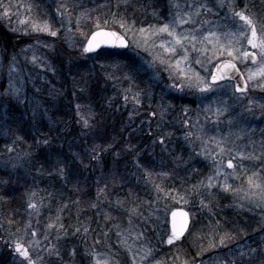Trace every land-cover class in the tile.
I'll list each match as a JSON object with an SVG mask.
<instances>
[{
    "label": "rangeland",
    "instance_id": "obj_1",
    "mask_svg": "<svg viewBox=\"0 0 264 264\" xmlns=\"http://www.w3.org/2000/svg\"><path fill=\"white\" fill-rule=\"evenodd\" d=\"M253 1L225 0L223 8L218 7L219 0H180V3L208 2L213 7V14L207 18L217 24L227 25V30L237 33L243 22L239 21L238 18L225 19V17L231 16L228 5L232 4L237 11L244 10L246 7V14L257 21L259 37L261 27L264 26V3L263 1L259 3ZM79 6L80 4L76 0H0V30L6 34L5 40L0 35V85L5 83L8 69L13 66L12 61L15 60L18 67L13 66L14 73H19L20 79L16 80L14 75L13 80L17 87L24 89L28 98L27 103L21 104L27 118L30 117L35 121L42 119L50 121L51 114L48 111L46 115L35 119L31 114L32 101L45 105V100L39 93L41 91L39 84L44 82L47 85L50 84V78L56 76L59 68H69L65 62L68 58L71 59L76 55L82 60L85 57L83 56L85 52L82 49L91 33L97 29L94 26V29L88 34L82 30V17L84 16L82 15L83 12L78 9ZM58 8L60 11H57ZM61 12L64 13L63 23H61ZM168 20H160L150 25H162ZM45 21L50 23L53 30L58 31L57 36L53 37L47 33L33 31L34 24L42 25ZM124 23L125 28H121L119 23V30L111 27H101V29L116 30L121 34L126 33L125 38L130 43V49L126 53L137 63L139 74L144 75L146 84L140 90L126 88L123 92V98L125 95L129 97L127 101L124 99L128 105L123 104L124 106L120 109L127 111L129 119L134 121L129 123L130 128L134 129L133 133L142 135L145 132H141L140 128L142 127H145L149 133L151 127L149 134L153 138V151L150 149L146 156L148 154L154 155V148L159 146L156 139L161 134L170 133L169 140L172 138L181 139L184 143L185 152L183 158L181 157L182 160L176 163L184 171H186V167L193 164H199L204 171L206 170L202 179L195 185L199 187L193 186L192 191L194 193H187L191 189L184 190V187L181 189L180 187H168L164 184L162 179L165 177L162 170L158 169L156 173L154 170L142 171L141 173L145 177L143 181L148 190L146 196L143 195L142 200L128 210L126 217H121V221H118L116 216H111L107 222H100L101 215H98L96 211L95 224L92 226L88 222L91 230L86 236L83 232L79 233L80 237L72 236L74 226L72 219H68L67 213L70 211V207L63 210L61 208L52 209L53 204L46 199L47 195H37V197L33 193L27 195L28 199L25 206L30 220L22 227L19 225L7 226L1 222L3 218L0 198V240L3 239L4 246L0 249V263L3 260L5 264H20L21 258L12 248L14 241H20L28 246L30 254L37 259V264H64L63 249L67 245H75L74 249L81 251V257L85 264H97V261L99 264H105V262L107 264H218L219 261H224L225 264H233V261L235 264H241V251L248 252L249 248H259L264 244V209L256 207V201L261 194H264V164L259 161H245L243 170H238L235 176L228 177V183L232 185V190L228 192L222 189L224 177L218 178L219 183L216 188L206 189L202 187V184L206 182L207 177L215 174V165L211 157L215 155L216 149L213 143H209L204 146L209 149V152L198 155L197 153L202 151V147L201 141L196 139L198 132L196 121L199 120L200 126L206 131H211L214 126L205 120V109L210 105L215 107L218 100L222 98L227 102L228 109L220 116V123L215 126V132L211 134L216 135L217 138H226L229 146L237 149H243L246 146L249 152L255 149V152L259 154L262 150L261 145L264 144V88H253L252 85L261 82L264 77L257 76L255 81H249L248 91L243 94L235 93L232 95L234 83L229 81L223 83L227 87L218 94H202L195 87H185L183 91L174 89L170 85L178 83V81L170 79V75H175L176 72L174 69L170 71L165 64L160 63V58L167 59V56L158 46L161 40L170 38L166 34L149 36L147 43H145L138 29L148 28L149 25H137L135 22L134 24ZM190 27V25H185L184 29ZM206 27L210 26L206 25ZM127 29L131 30L127 31ZM219 31L223 32L225 29L221 28ZM226 40L227 37L221 35L220 42L226 43ZM208 47L211 48V45ZM239 47L241 51H257L251 49L247 44V37L241 40ZM208 55H211V52ZM34 56L36 57L35 63L33 62ZM196 56L197 53H191L192 69L205 77L214 71V64L232 59L225 54L220 57V61L213 60L212 63L200 65L194 63ZM56 60H59L60 64ZM118 60L117 67L115 66L117 70L121 69V64L128 59L124 57ZM92 62L94 63L90 65L91 69H98L95 65L96 61ZM233 62L242 70L245 79H247L249 72H256L260 64V60L255 64L243 60ZM107 69L105 68V70ZM96 71L98 72V70ZM84 77L86 78V76ZM106 78L109 80L110 75L107 74ZM119 78H121L120 75L117 79ZM135 94H139L141 101L139 105L132 99ZM236 97H241V99L238 100ZM160 105L167 109L164 119L161 120L159 115L156 117L149 116L152 111L159 112ZM246 105L250 106L252 111H247ZM9 106L7 104L0 106V167L10 173V180H14L20 172H24L26 177H30L24 167L32 146H22L21 142L18 143L19 138L17 140L16 136L12 135L13 132L6 127V121L10 114ZM185 110H187L188 118L192 122L190 126H185L183 123ZM84 117L89 119L90 124L93 123L92 116ZM79 120L82 123L81 117ZM149 120L151 125L146 122ZM168 121H173L170 129L166 128ZM189 130L193 136L186 139ZM11 137L16 140L15 143L9 141ZM127 143L130 144V141L122 142L123 152L139 162L147 148L144 147L139 153H135ZM9 148L14 150L9 152ZM17 157H23V159L17 160ZM227 158V153L222 154L221 162L224 165L222 171L231 173L233 170L226 167ZM5 161H10L7 167H5ZM12 164H18V166L13 168ZM253 171L258 172V175L253 177V181L254 183L259 182L261 188L250 187L248 184V177L253 175ZM236 188H242L243 191L234 196L233 192ZM209 192L212 195H209ZM244 193H248L249 199L242 200L239 198ZM213 195L230 198V211L234 215L233 219H226L218 215L217 210L214 212L211 210ZM201 200H203V206ZM29 201L38 205V213L28 207ZM115 204L113 209L116 212L117 205L123 207L120 203L115 202ZM238 205H243V207ZM133 209L136 210L134 213L132 212ZM175 209H185L191 215V227L184 243L187 242L188 245H192L196 250L195 253H188L184 243L181 244L179 241H175L171 245L167 243V239L171 235L169 215ZM58 214L64 228L62 230L58 228L49 229L47 225L56 222ZM130 216L132 220L131 232L128 231ZM29 224H31L30 228L28 227ZM250 225L254 229L249 232L248 227ZM260 228L262 229L261 233L257 230ZM33 231L36 232L35 237L31 235ZM118 231L123 233V236L118 235ZM103 232H107L108 235L104 236ZM139 232H143V236L138 239L137 234ZM45 235L48 236L47 240L44 239ZM58 235L60 239H57ZM124 236L127 237L126 243L123 239ZM221 237L225 238L226 246L219 244ZM97 239L102 242L95 244ZM52 245H56L59 258L49 253L48 249ZM162 249H172L178 256H174L173 261L167 262L165 258L161 257ZM258 255L259 253H257Z\"/></svg>",
    "mask_w": 264,
    "mask_h": 264
},
{
    "label": "trees",
    "instance_id": "obj_2",
    "mask_svg": "<svg viewBox=\"0 0 264 264\" xmlns=\"http://www.w3.org/2000/svg\"><path fill=\"white\" fill-rule=\"evenodd\" d=\"M76 1L80 4L78 9L83 12L82 30H85L86 34L91 32L97 23L101 27L119 30L121 20L128 24L135 22L137 25L147 26L160 20L166 21L170 17L171 0ZM255 1L264 3V0L253 2ZM0 35L5 40L4 31L0 30ZM7 43L9 44L8 40ZM83 56L85 57L82 60L76 55L68 58L65 62L69 68H59L56 76L50 78V84H39V93L45 100V105L42 106L51 114L50 121H35L26 117L21 105L9 106L10 114L6 127L13 132L12 135L14 134L17 140L19 138L18 143L21 142L22 146H32V149L24 167L30 177L20 172L16 179L10 180V173L0 167V179L6 181L0 183L3 218L1 222L7 226L22 227L29 222L25 202L30 193L36 197L47 195L46 199L53 204L52 209H59L62 204H68V219H72L73 226L82 222H90L93 226L97 210L88 205L97 201L98 188H104V192L99 194L100 211L107 212L110 217L116 216L117 220L121 221V217H126L128 210L148 193L142 171L154 170L156 173L158 169L162 170L164 184L181 189L184 187V190L191 189L187 193H194L193 186L199 183L206 171L199 164L186 167V171L178 167L176 162L182 160L185 152L184 143L178 138L166 140L167 151L158 144L159 146L154 148V155L146 156L150 149L153 151V138L145 127L140 128L141 132L145 131L142 135L133 133L134 129L130 128L129 123L134 121L129 119L127 111L120 109L123 104H127L123 98L126 88L140 90L146 84L144 75L139 74L137 63L128 53L103 50L95 56H88L86 53ZM124 57L128 60L117 70L118 59ZM94 60L98 69L92 70L90 65ZM107 74L110 75L109 80L106 78ZM119 75L121 78L117 79ZM81 88L84 91H81ZM77 104L81 105L79 112ZM89 113H92L94 126L86 129L80 123L79 117L89 116ZM172 125L173 121H168L166 128L170 129ZM45 139L48 140L47 144L42 143ZM9 141L15 143L16 140L11 137ZM124 141H130V144H127L132 146L131 149L135 153H139L144 147L147 148L139 162L123 152ZM93 148L101 153L99 160L92 159ZM58 166L64 167L63 177L56 172ZM77 200L80 201L79 204L73 203ZM212 200L213 203L209 201L213 212L217 210V214L226 219L234 218L230 211L229 197L213 195ZM118 201L123 207L117 205L116 212L113 207ZM231 219L229 221L233 222ZM99 220L107 222L102 214ZM253 229L251 225L248 227L249 232ZM257 230L261 233L262 229ZM72 232L73 237H80L74 228ZM187 238L179 242L183 244ZM184 245L188 253H195L192 245L187 242ZM74 246L67 245L63 249L64 264H85L81 251L75 249V255H72ZM3 247L1 238L0 249ZM174 256L178 255H175L172 249H162L161 257L165 258V261H173ZM0 264L5 263L1 260Z\"/></svg>",
    "mask_w": 264,
    "mask_h": 264
},
{
    "label": "snow or ice",
    "instance_id": "obj_3",
    "mask_svg": "<svg viewBox=\"0 0 264 264\" xmlns=\"http://www.w3.org/2000/svg\"><path fill=\"white\" fill-rule=\"evenodd\" d=\"M225 6V0H219L218 7L223 8ZM64 7V6H61ZM228 8L231 12L230 17H225L226 20H230L233 18H238L239 21L243 23L240 25L239 32H234L231 30H227V25L217 24L215 21L208 19L207 17L213 14V7L210 6L208 2L201 3H180V0H171L170 3V19L167 22H164L162 25H149L148 28H140L138 29L141 37L144 38V42L147 43L149 36H161L166 34V36L170 39L161 40L158 44L159 48L163 50V53L167 56V59L160 58V63L165 64V66L171 71L175 70V75H170V79L174 81H178V83H173L170 86L174 89H178L183 91L185 87L192 88L195 87L202 94H218L220 93L227 85L223 84V81H235L236 77L244 78V73L240 71L237 67V64L233 61L243 60L247 61L251 59L252 63H257V57H259L260 64L259 68L256 72H249L247 79L244 80L243 85L240 83H234L232 85L234 91L232 95L235 93H246L249 88V81H255L257 76L264 77V26L261 27V35L258 37L257 31V21L253 19L252 16L246 14V7L244 10H235L232 4L228 5ZM57 11H60L58 8ZM61 23H63L64 13L61 12ZM7 15V12H5ZM83 15V14H82ZM23 23V21H21ZM107 23V21L105 22ZM79 24V21H77ZM134 24V22H133ZM185 25H190L191 27L188 29H184ZM199 25V27H196ZM209 25L210 27H206ZM97 31L91 34L90 39L87 40V45L82 49L83 52L86 53H94L102 46L109 47H120L126 48L128 47V42L125 40V34L118 33L116 31H105L101 30V25L97 23L95 25ZM120 27L125 28V23L123 20L120 22ZM221 28L225 29V31H219ZM179 29V31H178ZM215 29V30H214ZM131 29H127L130 31ZM33 31L47 33L50 36H57L58 31L53 30L50 23L45 21L42 25H33ZM70 31V30H69ZM221 35L227 37L226 43L220 42ZM247 37V44L251 47V49H256L257 51H248L243 50L239 47L240 42L243 38ZM215 38V39H213ZM211 45V48L208 47ZM179 49V51H178ZM211 52V55L208 53ZM191 53H197V56L194 60L195 64L203 65L204 63H212L213 60L220 61V57L223 55H227L231 57V60L228 61H220L213 65L214 72H210L208 76H201L199 72H195L192 69V61L190 60ZM178 57V58H177ZM203 57V58H201ZM36 57H33V62L35 63ZM12 65L14 67H18L15 60L12 61ZM10 66L8 72L6 74V80L3 85H0V106L3 105H21L28 102V98L24 93V89L22 87H17L16 83L13 80V76L15 75L16 80L20 79L19 73H14V67ZM191 73V75H189ZM253 88H264V80L259 83H253ZM84 91L83 88L80 89ZM37 91H39L37 89ZM124 99L127 101L129 97L125 95ZM132 99L135 100L136 104L139 105L141 103L139 99V94H135ZM236 99H241V97H236ZM32 109L31 114L35 119L40 116H44L47 114V109L43 108L39 103L32 101ZM151 107V105H149ZM247 111H252V108L248 105L245 106ZM77 111H80L81 105H76ZM228 106L227 102L220 98L215 107L211 105L205 109L206 115L205 120L210 122L214 127L211 131H206L202 126H200L199 120L196 121V126L198 128V132L196 134V139L201 141L202 151L197 153L198 155H204L209 152V149L204 147L209 143H213L215 145L216 153L211 158L215 165V174L207 177L206 182L202 184V187L206 189H213L217 187L219 183L218 178L224 177L222 189L225 192L232 190V185L228 183L229 176H235L238 170H243L245 161H259L264 164V144L261 145V152L257 154L255 149L252 152L247 150V147L243 149H237L233 146H229L226 138H217L216 135L211 134L215 132V126L220 123V116H222L225 112H227ZM167 113V109L160 105V111H152L149 113V116L156 117L159 115L160 119L163 120ZM211 113V115H208ZM92 116V113L88 114ZM185 120L183 123L185 126H190L191 121L188 118L187 110L184 111ZM81 120L84 128H90L94 125L90 124L89 119L85 118L81 115ZM151 125V121H146ZM159 127V125H158ZM149 133H151V127L149 128ZM170 133L161 134L157 137L156 142L162 146L163 150L167 151L168 145L166 144V140L170 137ZM193 136V133L189 130L186 134V139H190ZM42 143L47 144L48 140L45 139ZM99 146H97L98 148ZM111 147V145H108ZM131 148L132 146L129 145ZM14 149L9 148L8 151L12 152ZM107 149H105L106 151ZM92 159L99 160L101 153L93 148L91 150ZM228 154V158L226 159V167L228 169H232L231 173H227L222 171V154ZM234 153V154H233ZM17 160L23 159V157H17ZM10 163V161H5V167ZM18 164H12V167H17ZM57 174L61 177L64 175V167L58 166L56 169ZM52 174V173H49ZM258 172L253 171V175L248 177V184L250 187L261 188V184L259 182L253 181V177L257 176ZM3 179H0V183H5ZM107 187V185H105ZM194 187H199L195 186ZM242 188H236L233 192V195L236 196L238 193L242 192ZM104 192V188H98V197L96 202L90 203L88 206L92 209L97 210L98 215H103L105 219H110V215L107 213H101L100 211V202H99V194ZM34 195V194H33ZM209 195H212L209 192ZM242 200L249 199L248 193H244L243 196L239 197ZM73 203L79 204L80 201H73ZM119 204V201L117 202ZM201 205L203 206V200H201ZM239 207H243V205H238ZM28 207L30 209L35 210L37 213L39 212L38 205L36 203H32L29 201ZM256 207L264 209V194H261L258 200L256 201ZM68 208V204H62L61 210ZM136 210L133 209L134 213ZM189 225V213L187 211H172L171 212V235L167 239V243L169 245L173 244L176 240L181 239ZM132 220L131 216L129 217V229L128 231H132ZM31 227V224L28 225ZM49 229L58 228L63 229L64 224L61 222V217L58 214L56 217V222L49 223L47 225ZM118 227V226H114ZM90 226L88 223H78L74 226V231L76 233H81L86 236L90 231ZM118 235L123 236V233L117 232ZM33 237L36 236V232L33 231L31 233ZM104 236H107V232H103ZM227 235V234H226ZM143 236V232H139L137 234V238ZM45 240L48 239V236L45 235ZM57 239H60V236H57ZM124 242H127V237H123ZM102 241L97 239L95 244H99ZM219 244L222 246L225 245V238L221 237ZM13 251L18 254L20 259V264H37V259L33 258L30 254L29 247L20 241H14L12 243ZM49 253L55 255L59 258V251L56 248V245H52L48 249ZM150 251V250H148ZM257 253L259 255L257 256ZM72 255H75V249L72 250ZM241 264H264V244H262L259 248H249L248 252L241 251L240 252ZM99 264V261H97ZM107 264V262H105ZM218 264H225L224 261H219ZM235 264V261H233Z\"/></svg>",
    "mask_w": 264,
    "mask_h": 264
},
{
    "label": "water",
    "instance_id": "obj_4",
    "mask_svg": "<svg viewBox=\"0 0 264 264\" xmlns=\"http://www.w3.org/2000/svg\"><path fill=\"white\" fill-rule=\"evenodd\" d=\"M101 30H105V31H108L109 29H101ZM97 31V30H96ZM110 31H116V30H110ZM95 32V31H94ZM116 32H118V31H116ZM118 33H120V32H118ZM90 37H91V35H90ZM90 37L88 38V39H90ZM125 40L128 42V47H126V48H120V47H116V48H113V47H109V46H102L100 49H98L96 52H94V53H86L87 55H89V56H93V55H96L97 53H99L100 51H102V50H112V51H116V52H127L129 49H130V43H129V41L125 38ZM86 45H87V42H86V44H85V47H86ZM249 63H252V61H251V59H249V60H247ZM259 61V57H257V62ZM235 81H236V83H240L241 85H243V82H244V78L242 79V78H240L239 76H237L236 77V79H235ZM173 211H186V210H184V209H175V210H173ZM188 212V211H187ZM189 213V212H188ZM190 225H191V217H190V214H189V225H188V229H187V231H186V233H185V235L187 234V232H188V230H189V228H190ZM169 228H170V232H171V213H170V215H169ZM185 235L181 238V239H183L184 237H185ZM181 239H179V240H181ZM176 241H178V240H176ZM194 264H199V263H194Z\"/></svg>",
    "mask_w": 264,
    "mask_h": 264
},
{
    "label": "flooded vegetation",
    "instance_id": "obj_5",
    "mask_svg": "<svg viewBox=\"0 0 264 264\" xmlns=\"http://www.w3.org/2000/svg\"><path fill=\"white\" fill-rule=\"evenodd\" d=\"M233 82V81H232ZM234 83V82H233Z\"/></svg>",
    "mask_w": 264,
    "mask_h": 264
}]
</instances>
